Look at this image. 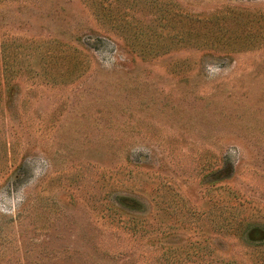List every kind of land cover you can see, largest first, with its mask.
Returning a JSON list of instances; mask_svg holds the SVG:
<instances>
[{
	"label": "rangeland",
	"instance_id": "rangeland-1",
	"mask_svg": "<svg viewBox=\"0 0 264 264\" xmlns=\"http://www.w3.org/2000/svg\"><path fill=\"white\" fill-rule=\"evenodd\" d=\"M0 264H264V0H0Z\"/></svg>",
	"mask_w": 264,
	"mask_h": 264
}]
</instances>
